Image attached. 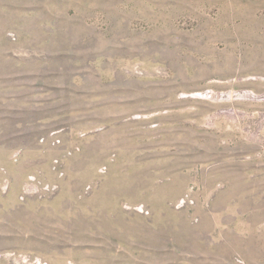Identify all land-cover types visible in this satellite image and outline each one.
Wrapping results in <instances>:
<instances>
[{"label": "rangeland", "instance_id": "1", "mask_svg": "<svg viewBox=\"0 0 264 264\" xmlns=\"http://www.w3.org/2000/svg\"><path fill=\"white\" fill-rule=\"evenodd\" d=\"M0 264H264V0H0Z\"/></svg>", "mask_w": 264, "mask_h": 264}]
</instances>
